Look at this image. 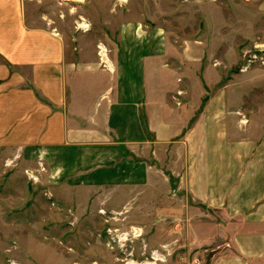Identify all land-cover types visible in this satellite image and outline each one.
<instances>
[{
    "label": "crops",
    "instance_id": "0c3cea01",
    "mask_svg": "<svg viewBox=\"0 0 264 264\" xmlns=\"http://www.w3.org/2000/svg\"><path fill=\"white\" fill-rule=\"evenodd\" d=\"M225 1L208 0L200 13L207 19ZM112 9L115 38L93 39L91 31L54 35L47 22L57 18L49 14L30 26L25 0H0V148L76 147L84 156L96 142L109 160L123 146L140 150L161 167L175 219L204 221L203 238L186 230L191 250L208 248L206 264H264V125L242 123L245 100L234 104L229 86H220L223 69L206 39L174 36L151 12ZM180 9L189 16L178 17L177 29L199 12L173 10ZM94 25L106 34L97 19ZM99 44L110 51L109 69Z\"/></svg>",
    "mask_w": 264,
    "mask_h": 264
},
{
    "label": "rangeland",
    "instance_id": "374dc122",
    "mask_svg": "<svg viewBox=\"0 0 264 264\" xmlns=\"http://www.w3.org/2000/svg\"><path fill=\"white\" fill-rule=\"evenodd\" d=\"M25 2L30 26H40L47 14L57 18L56 23L47 22L52 33L76 30L86 34L77 25L89 24L93 26L91 38L102 33L101 38L114 39L111 7L131 6L134 16L151 12L158 24L170 25L174 36L206 39L207 49L216 59L214 66L223 69L220 86H229L234 104L240 98L245 100V108L238 112L242 123L264 125V0L225 1L207 19L200 11H206L208 0ZM180 5L195 6L199 12L177 29L178 17L189 16L181 9L173 10ZM96 19L107 27L106 34L94 25ZM183 94L178 91L173 98L177 107ZM117 143L124 145L120 140ZM101 145L90 142L84 147V156L76 147L68 151L0 148V264H191L194 259L206 264L208 248L191 250L188 242L194 235L186 230L193 227L203 238L205 223L200 218L190 222L175 219V195L170 186L164 187V176H157L162 169L154 158L123 146L121 155L109 160ZM147 169L153 170L151 185L142 187ZM27 172L35 179L30 180ZM169 177L173 187V177ZM178 224L182 225L179 231ZM213 227L214 223L209 231L214 232ZM134 228L142 231L139 238ZM182 231L188 237L180 235ZM157 251L162 261L151 260Z\"/></svg>",
    "mask_w": 264,
    "mask_h": 264
},
{
    "label": "built area",
    "instance_id": "2783aa9c",
    "mask_svg": "<svg viewBox=\"0 0 264 264\" xmlns=\"http://www.w3.org/2000/svg\"><path fill=\"white\" fill-rule=\"evenodd\" d=\"M91 27L92 26L89 25V24L77 25V29L78 30H81L84 33L85 32L86 33L87 32H90L91 31ZM54 33H56V36L59 35L58 32H54ZM98 54H99L100 62L104 65V68L105 69H109L111 63H110V60L108 58V55H109L108 49H106V47L104 45H101V46L99 45L98 46ZM27 176L29 177L30 180H34L35 179V177L32 174H30L29 172H27ZM155 253L156 254H160L158 251L157 252H154L153 255H152V257H151V260L153 259ZM160 255L162 256V254H160ZM13 264H15V263H13ZM191 264H202V261L199 260V259H194Z\"/></svg>",
    "mask_w": 264,
    "mask_h": 264
},
{
    "label": "bare ground",
    "instance_id": "6f19581e",
    "mask_svg": "<svg viewBox=\"0 0 264 264\" xmlns=\"http://www.w3.org/2000/svg\"><path fill=\"white\" fill-rule=\"evenodd\" d=\"M103 214H104V213H103ZM133 231H134L135 236H136L137 238H139V237L141 236L140 233H141L142 231H141L140 229H137V228L135 229V228H134ZM162 257H163V256H161L160 254H156V253H155V255H154V257H153L152 260H154V261H160V260H161V261H162V259H161Z\"/></svg>",
    "mask_w": 264,
    "mask_h": 264
}]
</instances>
